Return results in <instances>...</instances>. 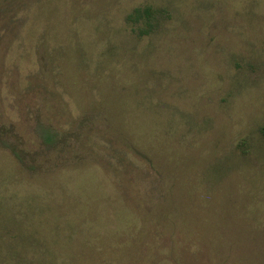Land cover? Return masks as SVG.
Returning a JSON list of instances; mask_svg holds the SVG:
<instances>
[{"label":"rangeland","instance_id":"374dc122","mask_svg":"<svg viewBox=\"0 0 264 264\" xmlns=\"http://www.w3.org/2000/svg\"><path fill=\"white\" fill-rule=\"evenodd\" d=\"M263 128L264 0H0V264H264Z\"/></svg>","mask_w":264,"mask_h":264},{"label":"trees","instance_id":"16d2710c","mask_svg":"<svg viewBox=\"0 0 264 264\" xmlns=\"http://www.w3.org/2000/svg\"><path fill=\"white\" fill-rule=\"evenodd\" d=\"M154 13V9L151 6H145L143 8L139 7L136 8L133 11V14L129 16V25L133 28V32L139 34V36L142 38L144 35L150 36L152 34L151 29H147L151 20V17ZM134 16V17H133ZM134 18H136L134 21H132ZM132 19V20H131ZM147 24V27H144ZM139 30V31H138ZM138 31V32H137ZM264 130V128H263ZM48 140L52 139V136L47 137ZM242 146V155H246L249 150V144L248 141L243 140L240 144ZM12 217H16L15 215H9L8 221L15 222L18 221ZM9 223V222H8ZM19 222H15V224H18ZM28 238H24V236H11L8 237V258L13 260H21L24 258L25 251L34 250L33 248H36V252L34 253V256L38 258L37 259H51L54 257V254L48 250V248H43L40 246V244L37 242L38 239H36L33 235H28ZM32 238H35L31 240ZM37 240V241H36ZM34 242V245L33 243ZM36 243V244H35ZM49 256V257H46Z\"/></svg>","mask_w":264,"mask_h":264}]
</instances>
